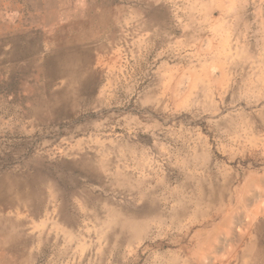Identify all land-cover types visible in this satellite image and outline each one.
I'll return each mask as SVG.
<instances>
[{
	"label": "rangeland",
	"instance_id": "obj_1",
	"mask_svg": "<svg viewBox=\"0 0 264 264\" xmlns=\"http://www.w3.org/2000/svg\"><path fill=\"white\" fill-rule=\"evenodd\" d=\"M67 1L0 0V215L29 242L0 264H264V0H119L95 102L47 119L90 92L36 80L79 44Z\"/></svg>",
	"mask_w": 264,
	"mask_h": 264
},
{
	"label": "crops",
	"instance_id": "obj_2",
	"mask_svg": "<svg viewBox=\"0 0 264 264\" xmlns=\"http://www.w3.org/2000/svg\"><path fill=\"white\" fill-rule=\"evenodd\" d=\"M115 1L116 2L113 0H68L65 3V6L69 9L67 12L69 18L68 22L80 26L81 30L79 31V28H76L78 31H73L70 37L71 39H79V44L74 43V46L69 50H65L62 53V58H56L49 61L48 64L42 65V70L37 73L36 80L37 78L46 80L42 88L56 87V82L59 81L60 84L58 87L69 95H75V93H78V89L80 90L82 87H89L90 92L89 94L81 96V98H77L74 102H72L71 99H64V101H69V105L64 109L65 112H61L58 115L48 113L46 108L47 119L76 118L77 107L79 105L95 102V100L89 101L88 99L89 96L94 93V90L99 87L100 80L103 78V70L101 67L104 63L105 54L101 53L98 48L89 46L92 44L89 40L95 39V35L87 31V25L101 24L103 20L100 18L105 13L104 9L120 6L119 0ZM82 25H84L86 30H84V28L82 30ZM49 64H51V67ZM51 76L53 77L51 78ZM54 93L55 92H53V95ZM15 219L11 216L5 217L0 215V262H7L8 258H10V260H14L10 262L22 263L23 259L26 257L25 248L29 242L25 241L24 236H19L16 232L10 233L2 226L5 225L4 223L13 222ZM16 221L23 225L25 223L27 224L25 220L16 219ZM38 221L39 220H36V223H38Z\"/></svg>",
	"mask_w": 264,
	"mask_h": 264
},
{
	"label": "bare ground",
	"instance_id": "obj_3",
	"mask_svg": "<svg viewBox=\"0 0 264 264\" xmlns=\"http://www.w3.org/2000/svg\"><path fill=\"white\" fill-rule=\"evenodd\" d=\"M82 1V0H81ZM26 36V35H25ZM40 36V35H39ZM96 41V40H95ZM7 60V59H6ZM54 66V65H53ZM50 67H51V65H50ZM47 69V68H46ZM61 70V69H60ZM44 72H45V70H44ZM61 72V71H60ZM57 73V72H56ZM49 75V74H48ZM56 75V74H55ZM41 77V76H40ZM53 76H51V78H52ZM57 77V76H56ZM55 78V77H54ZM44 81V80H43ZM51 83V82H50ZM46 87V86H45ZM42 88V87H41ZM45 89H47V88H45ZM43 90V89H42ZM64 93V92H63ZM54 97H55V94L53 95ZM62 96V95H61ZM71 96V95H70ZM53 97L51 96V97H49L48 98V100H47V102L50 100V99H52ZM63 100V99H62ZM72 100V99H71ZM58 107V106H57ZM37 113V112H36ZM52 113V112H51ZM41 120V119H40ZM12 178V177H11ZM24 186V185H23ZM22 188V187H21ZM2 191H3V187H1L0 186V193H2ZM10 192V189L7 191V198H4V200H8V201H10V202H13V199H11L12 198V194H10L9 193ZM19 193V192H18ZM3 197H4V195H3ZM14 199H16V198H14ZM2 200V199H1ZM16 201H17V199H16ZM15 203V202H14ZM0 204H1V201H0ZM16 204V203H15ZM8 205H12L13 206V204H8ZM4 206H5V204H4ZM1 208V207H0ZM35 237V236H34ZM1 253V252H0ZM26 258H28V256L26 257ZM1 259V258H0Z\"/></svg>",
	"mask_w": 264,
	"mask_h": 264
}]
</instances>
